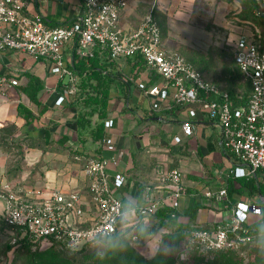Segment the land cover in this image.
I'll use <instances>...</instances> for the list:
<instances>
[{
	"label": "built area",
	"instance_id": "1",
	"mask_svg": "<svg viewBox=\"0 0 264 264\" xmlns=\"http://www.w3.org/2000/svg\"><path fill=\"white\" fill-rule=\"evenodd\" d=\"M83 14L78 23L49 27L40 14L27 13L26 0H0V57L6 53H22L35 61L54 62L62 76H68V93L79 94L76 75L66 64L65 49L72 47L82 58L93 57L95 50L108 53L111 62L122 58L141 56L146 71L157 75L162 83L138 87L159 102L171 101L187 113L182 123L185 136L193 134V121L201 112L220 130L224 148L239 163L246 164L249 175H264V29L250 24L248 32L238 35L232 44L234 62L244 83L249 86L247 96L234 97L208 80L183 56L164 47L161 28L149 12L137 30L124 32L120 27L128 0H81ZM257 15L264 22V0ZM129 81H135L129 79ZM20 85L17 76L0 73V93ZM113 120L105 121V129L113 127ZM104 141H106L104 139ZM175 143L181 138L175 137ZM83 164L88 179L87 193L50 190L43 197L41 190L19 194L14 185L0 182V200L4 210L0 224L16 229L18 237L11 243L15 247L31 244L33 248L52 246L76 251L97 239L126 234L136 240L134 228L121 225L125 215L120 192L127 185V176L108 173L109 161L104 158L75 155ZM165 189L145 192L144 204L139 208L155 216L163 202L170 201L176 208L184 195L182 174L171 170L164 176ZM226 189L217 194L206 193V198L221 201ZM261 215V208L247 203H237L229 221L210 229H194L188 234L189 243L202 254L224 250H239L252 241L249 216Z\"/></svg>",
	"mask_w": 264,
	"mask_h": 264
},
{
	"label": "crops",
	"instance_id": "2",
	"mask_svg": "<svg viewBox=\"0 0 264 264\" xmlns=\"http://www.w3.org/2000/svg\"><path fill=\"white\" fill-rule=\"evenodd\" d=\"M26 1L27 13L42 15L51 28L78 23L83 14L81 0ZM161 1L165 0H128L120 20L121 29L137 30L143 18ZM74 54V48L65 49L69 69ZM100 56L111 62L108 53L101 52ZM112 63L110 70L116 79L110 91L108 120H113L114 125L106 130V141L94 142L85 136L82 143L76 128L82 108L74 105L77 95L68 93L70 78L62 76L54 62L35 61L22 53H6L0 57V73L17 76L20 82L19 86L0 93V182L13 184L14 190L23 195L26 191L41 190L42 199L53 189L87 193L88 179L83 164L74 160L75 155L85 154L107 159L109 174L121 172L127 176V185L119 197L135 204L138 210L131 209L130 216L124 215L121 221L124 228L135 229L137 225L148 228L158 223L156 215L140 212L139 208L144 204L146 191H157L162 196L159 190L166 187L164 176L175 169L182 174L184 190L183 197L175 202V209L184 213L197 208L194 229H210L229 221L240 202L264 208V197L254 190L256 184L264 186V175H249L248 166L239 163L224 148L221 132L213 122L200 112L193 121V134L185 136L181 125L188 118L186 111L171 101L159 102V109L155 110V99L138 87L140 81L150 86L162 80L149 74L145 67L135 81H129L132 70L128 58ZM75 75L79 86L80 77ZM28 76L41 82L38 104L23 92L29 83ZM19 105L35 115L31 125H26L18 115ZM97 121L94 117L93 124ZM175 137L181 138V142L175 143ZM4 141L25 147L28 169L13 170ZM221 189L227 190L223 200L206 198V193L217 194ZM171 204L163 202L161 208ZM3 210L4 202L0 200V214ZM257 217L250 214L249 221H256ZM179 221L187 224L189 217L182 216Z\"/></svg>",
	"mask_w": 264,
	"mask_h": 264
},
{
	"label": "rangeland",
	"instance_id": "3",
	"mask_svg": "<svg viewBox=\"0 0 264 264\" xmlns=\"http://www.w3.org/2000/svg\"><path fill=\"white\" fill-rule=\"evenodd\" d=\"M263 0H165L151 10L162 31L165 47L183 56L208 80L221 89L243 95L247 85L234 63L232 44L238 35L248 32L250 12L261 6ZM13 170L28 169L25 147L20 143L4 141ZM145 226H143L144 228ZM161 239L153 248L165 253L161 264H264V240H256L239 250L202 254L191 249L188 234L174 236L169 230L158 232ZM165 234L166 237H162ZM16 229L0 225V264H74L86 256L107 257V243H91L81 249L67 252L60 249L35 250L28 246L14 247ZM148 236L143 244H134L129 237L119 243V251L135 250L145 259L159 253L148 251Z\"/></svg>",
	"mask_w": 264,
	"mask_h": 264
},
{
	"label": "trees",
	"instance_id": "4",
	"mask_svg": "<svg viewBox=\"0 0 264 264\" xmlns=\"http://www.w3.org/2000/svg\"><path fill=\"white\" fill-rule=\"evenodd\" d=\"M254 9V11L250 12L249 20L251 22L249 23L257 25L261 29H264L263 19L257 15V12L260 10V7L255 6ZM100 53V50L97 49L95 50L93 57L80 58L75 51L73 61L70 66L71 71L80 77V92L75 98L76 101L74 102V105H76L77 107L80 106L82 108V110L79 111L76 121L78 138L82 143L85 142L83 139L85 136L90 138L94 142H99L103 141L106 135L105 121L108 119L109 116V110L111 106L110 91L113 81L116 79V75H114L110 70L113 66V63L103 60L100 56ZM128 60L132 70V74L130 75V77L131 79L136 80L140 73L145 69V62L141 56L128 58ZM28 78L29 83L25 87H23V92L30 98L31 102H33L34 104H38L39 102L37 99V94L42 88L41 82L40 80H38V78L34 76H28ZM228 92L233 97L236 95V93L232 90H229ZM248 93L249 86H247V91L243 95L247 96ZM18 115L25 120L26 125H31L36 118L33 112L23 105H19ZM94 117H97L98 119L95 124H93ZM255 187L256 188L254 190L257 189L260 194L264 197V186L260 184L257 187L256 184ZM123 205L125 212L126 210L129 211L131 209L138 210V208H136V205L131 204L130 202L123 201ZM196 212L197 208H193L191 212L188 211L184 213H180L178 212V210L170 206L160 208L155 214L158 219V223L155 226L148 227V233H145L143 231L145 227L141 228L139 225H137L134 229L136 240L132 241L134 244H143L148 236H151V234L158 233L162 230H169L174 236H182L184 232L189 234L195 228H193V224L196 220ZM182 216L189 217V222L187 224H183L179 221ZM249 227L254 229V231L251 232L253 238L249 244H252L256 240H264L263 207L261 208V215L257 217L256 221L250 222ZM166 235L167 234L162 237L164 238L166 237ZM125 237L129 236H127L126 234L114 235L112 237L100 238L95 240L94 242H91L107 243V257L104 259L97 260L96 255L93 254L92 256H86L85 258L75 262L74 264H161L162 262H164L165 253L163 249L159 251V254L153 259H145L131 248H127L124 251H119V243L122 240H125ZM22 242L23 241H20L19 243L21 245L17 247H21L24 245L35 250H40L39 248H33V245L31 244H24ZM49 249H60L63 251L72 252L71 250L61 249L55 246L46 248L45 250ZM191 249L196 252H199L192 247Z\"/></svg>",
	"mask_w": 264,
	"mask_h": 264
},
{
	"label": "clouds",
	"instance_id": "5",
	"mask_svg": "<svg viewBox=\"0 0 264 264\" xmlns=\"http://www.w3.org/2000/svg\"><path fill=\"white\" fill-rule=\"evenodd\" d=\"M126 216H130V213L128 210H126V213H125ZM145 233H148V228L147 226H145L144 230H143ZM161 239L159 233H155V234H151V238H149L147 240V243H146V247L148 249V251H156L157 253H159L160 249L159 247H156V248H153V243H157L159 242V240Z\"/></svg>",
	"mask_w": 264,
	"mask_h": 264
}]
</instances>
